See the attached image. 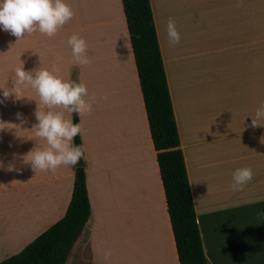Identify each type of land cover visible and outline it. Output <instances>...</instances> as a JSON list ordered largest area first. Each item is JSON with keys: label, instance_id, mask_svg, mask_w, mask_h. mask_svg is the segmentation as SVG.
<instances>
[{"label": "crops", "instance_id": "1", "mask_svg": "<svg viewBox=\"0 0 264 264\" xmlns=\"http://www.w3.org/2000/svg\"><path fill=\"white\" fill-rule=\"evenodd\" d=\"M66 2L74 16L53 37L12 36L10 67L0 54L5 90L23 65L60 64L58 75L87 86L92 111L80 118V140L91 217L65 264H180L123 1ZM150 5L206 262L264 264V127L250 126L264 104V0ZM169 19L177 44L168 42ZM76 33L87 42L86 66L72 63L67 40ZM19 91L24 98L0 104V262L65 217L76 174L71 165L35 173L20 158L47 145L32 131L36 91ZM238 168L253 179L234 191Z\"/></svg>", "mask_w": 264, "mask_h": 264}, {"label": "trees", "instance_id": "2", "mask_svg": "<svg viewBox=\"0 0 264 264\" xmlns=\"http://www.w3.org/2000/svg\"><path fill=\"white\" fill-rule=\"evenodd\" d=\"M180 264H207L180 147L150 0H122ZM73 123L79 117L73 114ZM81 146L80 136L74 138ZM91 217L84 168H76L65 217L0 264H65Z\"/></svg>", "mask_w": 264, "mask_h": 264}, {"label": "clouds", "instance_id": "3", "mask_svg": "<svg viewBox=\"0 0 264 264\" xmlns=\"http://www.w3.org/2000/svg\"><path fill=\"white\" fill-rule=\"evenodd\" d=\"M73 16L74 12L66 0H0V31L16 37L17 42L25 37V34L35 31L51 38ZM166 30L169 44L179 43L180 34L174 20L169 19ZM67 44L71 48L72 63L80 66L90 63L87 42L78 33L71 35ZM61 67L60 64H53L50 70L41 67L38 70L25 71L23 65L14 70V87L9 90L0 88V104L9 97L14 96L16 100L24 98L20 95V85L30 86L39 97L35 112L37 123L33 124L32 131L35 137L46 141L47 146L34 147L27 154L20 156L25 164L31 165L35 173H54L60 166H76L83 157V144L75 146L73 141L77 135L83 140L80 118L91 113L92 103L86 99L88 90L84 83L66 80L58 75ZM41 104L45 107L44 111L40 110ZM58 108L66 110L69 116L76 114L79 123H73L72 119L66 118L64 111L54 110ZM16 119L23 122V114L17 112ZM5 124L0 121V127ZM250 126L264 127V104L256 109ZM261 142L264 143V137ZM18 155L14 154V157ZM0 167H3V161H0ZM13 169L14 165L9 164L8 170ZM252 179L250 168H238L232 174V189L239 191Z\"/></svg>", "mask_w": 264, "mask_h": 264}, {"label": "rangeland", "instance_id": "4", "mask_svg": "<svg viewBox=\"0 0 264 264\" xmlns=\"http://www.w3.org/2000/svg\"><path fill=\"white\" fill-rule=\"evenodd\" d=\"M11 37H12V35H10L8 32L0 31V54H4L3 60L6 61V63L8 64L9 67H10V53H11V51H10ZM4 68H6V67H4ZM16 255H18V254H16ZM16 255H14V256H16ZM11 257H13V256H10V258Z\"/></svg>", "mask_w": 264, "mask_h": 264}, {"label": "water", "instance_id": "5", "mask_svg": "<svg viewBox=\"0 0 264 264\" xmlns=\"http://www.w3.org/2000/svg\"><path fill=\"white\" fill-rule=\"evenodd\" d=\"M75 167L76 168H83L84 167L83 157L77 162V165Z\"/></svg>", "mask_w": 264, "mask_h": 264}]
</instances>
